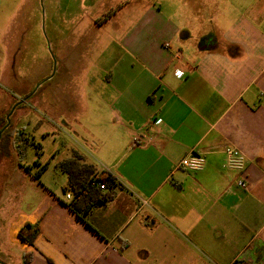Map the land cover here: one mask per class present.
<instances>
[{
	"label": "crops",
	"instance_id": "crops-1",
	"mask_svg": "<svg viewBox=\"0 0 264 264\" xmlns=\"http://www.w3.org/2000/svg\"><path fill=\"white\" fill-rule=\"evenodd\" d=\"M67 5V55L91 34L96 49L82 53L110 63L91 77V148L72 155L114 183L67 199L66 174L45 181L40 166L9 228L16 260L2 264H264V0H108L81 18ZM227 148L242 152L243 174ZM190 153L204 156L201 171L178 167ZM26 226L32 243L18 235Z\"/></svg>",
	"mask_w": 264,
	"mask_h": 264
},
{
	"label": "rangeland",
	"instance_id": "rangeland-1",
	"mask_svg": "<svg viewBox=\"0 0 264 264\" xmlns=\"http://www.w3.org/2000/svg\"><path fill=\"white\" fill-rule=\"evenodd\" d=\"M64 1L0 0V264L3 253L16 260L9 228L25 208L23 196L38 188L34 181L38 169L47 166L44 180L59 184L65 177L59 163L71 158L72 151L89 146L86 120L99 112L91 104L98 91L91 77L99 66L110 63L82 53L96 49L91 34L74 41V58L67 55L72 44L63 31ZM66 1L68 12L81 18L89 3L108 0H86L84 7L83 0ZM138 13L131 9L127 16ZM104 31L118 33L109 25ZM83 77L88 88L81 83ZM66 187L60 186V195L74 196Z\"/></svg>",
	"mask_w": 264,
	"mask_h": 264
},
{
	"label": "trees",
	"instance_id": "trees-1",
	"mask_svg": "<svg viewBox=\"0 0 264 264\" xmlns=\"http://www.w3.org/2000/svg\"><path fill=\"white\" fill-rule=\"evenodd\" d=\"M60 170L67 176L66 190L71 191L75 198L84 193L88 189H93V183L95 181H100L106 184L109 188L114 182L111 177H109L106 172H102L100 176L96 178L95 169L91 164L84 163L83 157L74 153L71 158L61 161L59 163ZM45 169V166L40 168L41 171ZM99 190V188H98ZM101 191V190H99ZM113 194L107 192L104 194L99 193L97 197V204H102L107 201L112 200ZM29 226L22 228L18 235L21 239L27 243H32L34 237L36 236V231H30Z\"/></svg>",
	"mask_w": 264,
	"mask_h": 264
},
{
	"label": "built area",
	"instance_id": "built-area-1",
	"mask_svg": "<svg viewBox=\"0 0 264 264\" xmlns=\"http://www.w3.org/2000/svg\"><path fill=\"white\" fill-rule=\"evenodd\" d=\"M176 73L178 77L182 75L178 71ZM153 141H154V136L149 135L148 138H146L145 143L151 144ZM225 155H226V166L231 170L243 174L245 162L242 152H240L238 149L235 148H227L225 150ZM204 165H205V158L203 155H200L198 153H190L187 156L183 157L178 163V167L180 169L189 172H199L204 168ZM93 185L97 186L101 191H105L108 189L106 184L100 181H95ZM237 186L242 189L246 187V182L244 178H240L237 181ZM65 197L67 199L71 198L69 194H66ZM232 264H239V263L233 262Z\"/></svg>",
	"mask_w": 264,
	"mask_h": 264
}]
</instances>
